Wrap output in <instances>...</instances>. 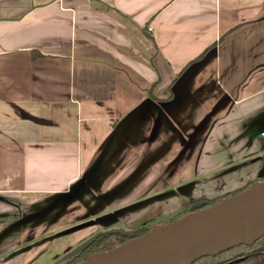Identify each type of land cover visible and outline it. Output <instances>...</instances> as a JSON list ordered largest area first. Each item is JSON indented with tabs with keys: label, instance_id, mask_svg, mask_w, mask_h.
Listing matches in <instances>:
<instances>
[{
	"label": "crops",
	"instance_id": "1",
	"mask_svg": "<svg viewBox=\"0 0 264 264\" xmlns=\"http://www.w3.org/2000/svg\"><path fill=\"white\" fill-rule=\"evenodd\" d=\"M258 129L264 0H0V254L19 244L2 241L9 202L56 195L99 156L103 188L155 158L140 187L162 190L211 175L217 142L264 151Z\"/></svg>",
	"mask_w": 264,
	"mask_h": 264
},
{
	"label": "water",
	"instance_id": "2",
	"mask_svg": "<svg viewBox=\"0 0 264 264\" xmlns=\"http://www.w3.org/2000/svg\"><path fill=\"white\" fill-rule=\"evenodd\" d=\"M216 49V46L208 49L200 59L189 63L184 71L206 59ZM257 159L261 157L256 156L247 160L248 163L245 161L230 166L224 172L229 173L248 164L252 166ZM96 165L97 162L94 161L78 179L55 196L70 201L79 197L86 186L90 171ZM197 181L198 179L189 180L174 188L154 193L95 218L68 226L50 237L68 235L94 224H107L125 213L138 211L154 202L177 195L184 197L193 190ZM193 198L195 197H191L190 200ZM198 204L202 206L203 202ZM262 235H264V179L253 181L243 190L234 192L212 205L186 212L173 221L156 224L142 235L112 248L91 253L74 264H191L202 256L215 255L240 244L250 245ZM43 240L45 239L16 249L10 256L18 255ZM88 243L89 241L74 251L81 250Z\"/></svg>",
	"mask_w": 264,
	"mask_h": 264
},
{
	"label": "flooded vegetation",
	"instance_id": "3",
	"mask_svg": "<svg viewBox=\"0 0 264 264\" xmlns=\"http://www.w3.org/2000/svg\"><path fill=\"white\" fill-rule=\"evenodd\" d=\"M188 145L189 143H185L184 147ZM112 160L113 158L104 159L100 156L95 160V162H97L96 167L94 166L90 171L86 186L82 190L81 195L74 200H62L54 195L45 198L44 204H40L37 200L31 203L18 205L14 202H9V205H12L9 211L10 219L7 226L4 228L5 231L1 232L3 236L2 241L6 240L8 246H12L16 242L19 244L16 246L14 245L9 250L3 251L0 254V264H28L29 260L26 257V253L32 249H35L34 255L42 254L48 248L47 240L52 238L50 236L53 235L52 232H47L50 225L54 221L60 220L65 213L71 214L79 211L81 215L77 223H80L137 200H141L154 193L169 189L165 188L162 190L149 191L145 186L140 187V180L145 173L143 171V166L146 162L154 163L156 160L155 158L154 160L151 159L152 161L141 160L139 166L137 165L136 169L124 176L120 182L103 188L105 180L110 177L113 171L112 166L109 167L105 164L111 163ZM259 160L260 159H257L256 162ZM260 163L261 167L257 168L255 171L256 173L243 182L239 186L240 188L249 186L255 180L264 179L263 160H260L258 164ZM195 177H197V175ZM198 199H201V201H197V206H199L198 203L200 202H203L204 205L205 200L203 199H205V197L201 196L193 198L189 201V204L193 206L192 202ZM152 211L150 206H146L138 211L125 213L107 224H94L68 235H63V237L60 236L62 239L56 246H53V249H61L62 252L59 255L56 253L53 254L54 259L50 264H72L82 253L89 250H95L96 252L105 250V247L108 245L114 244L121 239L132 237L137 232L153 224V222L146 221V217L152 215ZM159 222L161 221H158L157 224H159ZM56 232L57 231H55V233ZM40 239L45 240L18 255L10 256L16 249L32 244ZM88 241L89 243L81 248V250L74 251ZM14 260H16V262L12 263Z\"/></svg>",
	"mask_w": 264,
	"mask_h": 264
},
{
	"label": "rangeland",
	"instance_id": "4",
	"mask_svg": "<svg viewBox=\"0 0 264 264\" xmlns=\"http://www.w3.org/2000/svg\"><path fill=\"white\" fill-rule=\"evenodd\" d=\"M261 130L262 129H258L256 131L255 137L259 141H264V132L260 133ZM226 147L234 148L228 151ZM251 147L252 143L248 142L247 137L242 135L238 138H234L233 140H229L227 142V146L223 144L220 145L219 142H217L216 148L220 153V156L215 158V160H212L210 166L204 163V159H200L199 162L201 169L205 167L208 168L207 170L210 171L211 175L204 176V178H202L203 175H197V177L194 178L196 180L198 179L196 186H194L193 190L184 197L177 195L176 197L152 203L150 205V208L153 210L152 215L146 217V221L153 222V225H155L158 221H163L176 215L177 213L187 210L191 206L189 204L191 197L204 196L205 199H213L239 189V186L245 180L255 174L253 169L256 163L253 164L251 168L243 166L229 173L224 171L230 166L244 162L247 159L254 158L256 156H264V151H256L254 148L250 150ZM192 174L194 177L193 170ZM199 178L202 179L200 180ZM44 200L45 199H39L37 202L44 204ZM80 215L81 213L79 211L71 214L65 213L60 220L54 221L50 225L47 232H52L54 234L55 231H59L76 224L78 219H80ZM62 237L58 236L48 239V248L40 255H34L35 249L27 252L26 257L29 260L28 264H50V262L54 259L53 254L56 253L59 255L62 252L61 249H53V246H56Z\"/></svg>",
	"mask_w": 264,
	"mask_h": 264
},
{
	"label": "trees",
	"instance_id": "5",
	"mask_svg": "<svg viewBox=\"0 0 264 264\" xmlns=\"http://www.w3.org/2000/svg\"><path fill=\"white\" fill-rule=\"evenodd\" d=\"M205 52H202L195 60L200 59L204 55ZM243 189H244V187L239 188L237 190H234L233 192L226 193V194H224L220 197H217V198L203 199V200H205V203L201 207L197 206V204H196L197 201H201V199L195 200L192 202L193 206H190L187 210L180 212V213H177L176 215H174L170 218H167V219H165L159 223H166V222L173 221L176 218L184 215L186 212L195 211L199 208L212 205L213 203L221 200L222 198L227 197V196L233 194L234 192H237V191H240ZM153 226H154L153 224L149 225L147 228H144L142 231L137 232L132 237L142 235L146 231L150 230ZM132 237H130V238H132ZM130 238L121 239L114 244L108 245L107 247H105V249H108V248H111L117 244L123 243V242L129 240ZM94 252H96V251L95 250H93V251L89 250L85 253H82L73 263L85 259L89 254L94 253ZM191 264H264V235H262L260 238L255 240L250 245L240 244V245L231 247L229 249H226L224 251H221L215 255L202 256V257L196 259Z\"/></svg>",
	"mask_w": 264,
	"mask_h": 264
},
{
	"label": "built area",
	"instance_id": "6",
	"mask_svg": "<svg viewBox=\"0 0 264 264\" xmlns=\"http://www.w3.org/2000/svg\"><path fill=\"white\" fill-rule=\"evenodd\" d=\"M104 1H107V0H104ZM147 30L152 31V27L148 25Z\"/></svg>",
	"mask_w": 264,
	"mask_h": 264
}]
</instances>
